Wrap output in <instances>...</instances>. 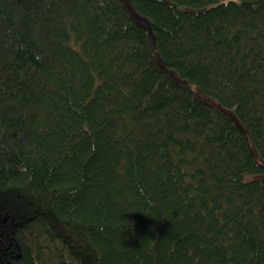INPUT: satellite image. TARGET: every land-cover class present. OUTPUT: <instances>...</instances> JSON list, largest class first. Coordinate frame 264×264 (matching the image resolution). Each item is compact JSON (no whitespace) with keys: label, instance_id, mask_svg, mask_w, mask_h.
Wrapping results in <instances>:
<instances>
[{"label":"trees","instance_id":"obj_1","mask_svg":"<svg viewBox=\"0 0 264 264\" xmlns=\"http://www.w3.org/2000/svg\"><path fill=\"white\" fill-rule=\"evenodd\" d=\"M0 264H264V0H0Z\"/></svg>","mask_w":264,"mask_h":264}]
</instances>
